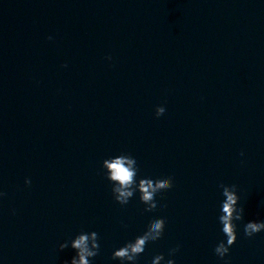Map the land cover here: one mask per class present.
I'll return each instance as SVG.
<instances>
[{"label": "water", "instance_id": "water-1", "mask_svg": "<svg viewBox=\"0 0 264 264\" xmlns=\"http://www.w3.org/2000/svg\"><path fill=\"white\" fill-rule=\"evenodd\" d=\"M118 152L174 177L166 207L112 200L100 162ZM221 182L264 219V0H0L4 264H63L81 228L99 234L95 264H117L156 215L165 235L142 264L176 244L177 264H222ZM230 258L264 264V232L241 227Z\"/></svg>", "mask_w": 264, "mask_h": 264}, {"label": "clouds", "instance_id": "clouds-1", "mask_svg": "<svg viewBox=\"0 0 264 264\" xmlns=\"http://www.w3.org/2000/svg\"><path fill=\"white\" fill-rule=\"evenodd\" d=\"M47 39L51 40L49 36ZM111 61V56H106ZM67 67V65H62ZM168 108L161 104L154 108L155 117L164 116ZM244 155L243 152L240 153ZM104 179L108 182L112 200L124 207L133 198L144 206L145 213L158 212L166 207L162 202L164 193L174 188V177L169 174L149 175L141 171L137 159L127 152H118L104 158L100 162ZM30 179L25 177L24 185L29 186ZM216 222L221 238L215 243L212 251L222 264H231L230 253L241 231L246 238H253L264 232V219L245 220V208L240 203L239 189L234 183H219ZM5 192L0 191V200L5 197ZM10 214H15V209H10ZM167 226V217L156 215L148 222L145 229L121 245L114 247L109 259L117 264H142L143 258L149 253L150 247L164 238ZM127 224L121 222V228L126 229ZM66 248L72 250L71 257L63 264H95V258L100 253V237L92 229H79L70 239L58 244V251ZM181 245L169 247L166 252H156L151 255L147 264H177L176 255ZM0 264L4 260L0 257Z\"/></svg>", "mask_w": 264, "mask_h": 264}]
</instances>
